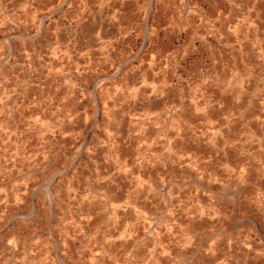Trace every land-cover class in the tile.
Wrapping results in <instances>:
<instances>
[{"label": "rangeland", "instance_id": "rangeland-1", "mask_svg": "<svg viewBox=\"0 0 264 264\" xmlns=\"http://www.w3.org/2000/svg\"><path fill=\"white\" fill-rule=\"evenodd\" d=\"M263 258L264 0H0V264Z\"/></svg>", "mask_w": 264, "mask_h": 264}, {"label": "bare ground", "instance_id": "bare-ground-1", "mask_svg": "<svg viewBox=\"0 0 264 264\" xmlns=\"http://www.w3.org/2000/svg\"><path fill=\"white\" fill-rule=\"evenodd\" d=\"M252 246V248L254 247L253 245H251ZM263 249V248H262ZM251 250H253V249H251ZM253 258V257H252ZM264 259V258H263ZM250 261V260H249ZM252 262H253V260H251Z\"/></svg>", "mask_w": 264, "mask_h": 264}]
</instances>
